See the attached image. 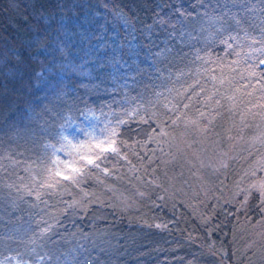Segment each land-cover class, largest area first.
<instances>
[{"label":"trees","instance_id":"trees-1","mask_svg":"<svg viewBox=\"0 0 264 264\" xmlns=\"http://www.w3.org/2000/svg\"><path fill=\"white\" fill-rule=\"evenodd\" d=\"M263 59L264 0H0V264H264Z\"/></svg>","mask_w":264,"mask_h":264},{"label":"rangeland","instance_id":"rangeland-1","mask_svg":"<svg viewBox=\"0 0 264 264\" xmlns=\"http://www.w3.org/2000/svg\"><path fill=\"white\" fill-rule=\"evenodd\" d=\"M83 122L84 127L73 126L64 132L66 149L63 152L56 151L53 156L55 170L60 174L73 169L79 161L87 159L92 153L90 149H96V147L93 149L94 146L103 147L109 144L110 129L98 125L91 116L83 119ZM262 178H257L260 185L263 182Z\"/></svg>","mask_w":264,"mask_h":264},{"label":"water","instance_id":"water-1","mask_svg":"<svg viewBox=\"0 0 264 264\" xmlns=\"http://www.w3.org/2000/svg\"><path fill=\"white\" fill-rule=\"evenodd\" d=\"M264 61L262 60V61H260V63H263Z\"/></svg>","mask_w":264,"mask_h":264}]
</instances>
